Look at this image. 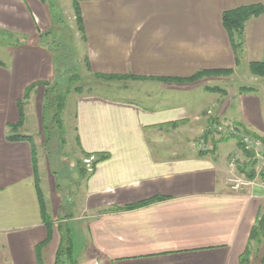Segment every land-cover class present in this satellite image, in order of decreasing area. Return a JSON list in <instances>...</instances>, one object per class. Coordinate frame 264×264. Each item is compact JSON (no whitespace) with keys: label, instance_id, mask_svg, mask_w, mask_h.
<instances>
[{"label":"crops","instance_id":"1","mask_svg":"<svg viewBox=\"0 0 264 264\" xmlns=\"http://www.w3.org/2000/svg\"><path fill=\"white\" fill-rule=\"evenodd\" d=\"M250 4L264 7V0L80 2L91 73L133 75L158 82L168 94L157 98L143 92L145 103L95 92L76 97L73 130L81 155H108L85 179L81 214H74V203L75 216L66 220L79 264H240L264 211V189L230 188L228 158L239 148L236 141L214 140L211 133L214 150L203 154L182 153L170 140L181 127L188 140L206 133L213 119L209 111L214 119L238 124L264 140V84L226 93L205 87L221 77L185 83L158 78H188L203 69L235 74L242 68L245 79L259 82L264 76L253 74L250 63H264V11L246 23L240 55L223 24L225 11ZM50 21L42 0H0V28L29 42L13 48L7 61L0 59L2 264H54L60 243L62 196L54 175L40 171L28 118L30 111L38 119L35 130L43 146L44 83L55 79L56 67L34 41ZM17 134L29 138L10 137ZM42 202L52 227L44 220ZM72 223H83L81 255L74 239L79 226ZM261 250L258 258L252 253V264H264V246Z\"/></svg>","mask_w":264,"mask_h":264},{"label":"rangeland","instance_id":"2","mask_svg":"<svg viewBox=\"0 0 264 264\" xmlns=\"http://www.w3.org/2000/svg\"><path fill=\"white\" fill-rule=\"evenodd\" d=\"M52 4L55 7L54 16L52 17L50 14V25L46 29L41 30L40 32L46 33L47 31H51L52 35H55L59 32L60 38L61 35L63 36L62 43L69 45L71 40V44L74 48V54H72V51L69 52V57L66 58V62L69 63V66H67V72L71 71L72 69L74 72L67 73L69 76L70 74H80L82 77V82H77L75 86H81L84 90L82 93H74L75 91H72L67 96L66 100V107L63 111L62 118L64 119V126L62 129H54L50 134V139H48L43 143V146L41 145V134H39L38 131L35 130V125H38V119L36 120L35 116L33 114H30L29 111V123H31V132L36 137L37 141V150L40 155V162L41 167L40 171L44 172L45 175L47 171H50L54 175V179L56 181V186L58 193L62 196V204H61V212L58 216L60 220H63L64 224L66 223V220L69 218L68 215H71L72 212V205L78 206L77 211L74 209V214L80 215L81 212H79L80 208V200L83 196V184L85 182L86 177H81L79 173V165L78 161L82 160V165L85 171L88 173L91 172L92 167L94 166V160L95 156L90 157H84V155H81V152L78 148L77 140L75 137V131L73 130L74 125V104L76 101V97H79L80 95H86L88 93H101L104 95H108L111 97H119L124 98L127 100H134L145 103L148 99H146V94H143V92L153 96V97H161L163 95H167L168 92L164 91L165 88H160V85L158 82H152V81H144L139 80L137 78H132L128 76H119L115 78H110L106 80H97L92 76L91 71L87 67V61H86V44L83 38V33L78 28L77 22H76V15L74 10V0H52ZM47 7H49L47 5ZM49 9V8H48ZM50 12V11H49ZM59 20V21H58ZM63 20L64 27L67 29H63L64 27H61V21ZM61 27V28H60ZM57 30L59 32H57ZM63 31V32H62ZM70 31V32H68ZM13 35H17L12 33L9 30L0 28V59L2 61H7L10 57L13 48H16L19 46L16 39H14ZM71 35V37L69 36ZM51 35H48L47 37H40L36 38L37 42L36 44L39 47L42 48H51V41H52ZM22 42L25 41V39L21 40ZM21 42V43H22ZM35 44V45H36ZM69 47L72 49L71 45ZM68 56V55H67ZM247 69L240 68L237 73L234 74V72L231 73H223V74H211V75H204L201 78L191 81V82H198L203 80H209V79H217L215 77H221L220 79L216 81H210L207 84H202V86L205 85V87L213 88L218 92V89L224 90L226 93L238 92V88L240 86H244L246 84H251L256 87H258V83L264 84V77H259V82L254 80H248L245 79L246 71ZM234 74V75H233ZM257 80V79H256ZM262 81V82H261ZM174 83H185L184 81H171ZM204 87V88H205ZM246 87V86H245ZM218 88V89H216ZM202 90V89H201ZM240 90V89H239ZM211 91V90H210ZM224 96L225 94H222ZM178 94L176 95L175 99ZM148 97V96H147ZM146 99V101H145ZM179 100V99H178ZM149 102V100L147 101ZM190 102L196 104L197 99L190 98ZM211 114V123L210 127L204 133L203 135L197 137V138H191L190 140L185 139L186 132L182 127L180 129H177L175 132L171 133V142L174 144H180L179 148H183L182 153H186L189 150L192 151H198L199 153L208 154L211 153L214 150V145L212 139L209 137V135L212 133L214 140H234L239 145L241 140L244 139L245 135H250V137H254L253 135L257 136L255 133L247 130L246 128L239 126L238 124L232 123V122H223L218 121L212 117L214 115V111L210 112ZM175 125H179V123H175ZM236 128V131H239V133L244 134L240 136H236V134H229V130L231 131L232 128ZM246 131V132H244ZM43 137L45 135V138H47V133L43 132ZM258 138L259 135L257 136ZM261 139V138H260ZM264 142V140L262 139ZM189 144V147L186 145ZM234 151L228 158V161L230 157L235 153ZM247 156H253L254 151L244 152ZM82 167V166H81ZM258 168V164L254 159H249L247 162L241 163V166L239 167V170H237L242 176L248 177V178H254L256 179V186L261 187V185L264 183V173H262L260 176L256 177V171ZM50 169V170H49ZM254 186V187H256ZM45 187V186H44ZM262 188V187H261ZM56 190V194H57ZM46 196L50 197V190L48 188H45ZM51 203V199H50ZM75 216V215H72ZM63 218V219H62ZM57 222V219H56ZM72 223V227H76L77 225L79 228L74 230V239H75V250L77 255H81L80 253L84 250H82V247L85 246L86 243V234L85 231L82 230L83 223ZM264 246V244H263ZM81 248V249H80ZM258 258V257H257ZM3 263V258L0 252V264ZM87 264H91L90 262Z\"/></svg>","mask_w":264,"mask_h":264},{"label":"trees","instance_id":"3","mask_svg":"<svg viewBox=\"0 0 264 264\" xmlns=\"http://www.w3.org/2000/svg\"><path fill=\"white\" fill-rule=\"evenodd\" d=\"M82 0H74V10H75V15H76V22L78 25V28L81 30L83 33V38L85 39L84 35V24H83V19L80 11V2ZM42 2L49 7V11L51 16H54V11L55 7L52 4V0H42ZM264 11V7L262 4H250V5H244L240 6L234 9L227 10L223 13V24L225 28L227 29L232 46L235 50V53L237 55H240L241 51L243 50V45H244V32H245V27L246 23L249 21L254 16L260 15ZM59 21V20H58ZM63 20L61 21V27H64ZM60 27V28H61ZM63 29H67L64 27ZM57 32H59L57 30ZM63 32V31H62ZM70 32V31H68ZM60 33H57L55 35H52L51 31H47L46 33L44 32H38V34L35 36L36 38L40 37H47L48 35L53 36L51 43V48H44L51 56L55 63L56 67V76L55 79L51 82H46L44 83L45 85V99H44V105H43V111H42V119H43V125H44V131L47 134L46 141L50 139V134L54 129H62L64 126V119L62 118L63 111L66 107V100L67 96L72 93V91H75L74 93H82L84 90L82 89L83 87L81 86H75L77 82H82V77L80 74H70L69 76L67 73L74 72L72 69L71 71H66L67 66H69V63L66 62V58L69 57V52L72 51V54H74V48L71 44V40L69 45H71L72 49L69 47V45H66L62 43L63 41V36L64 34L61 35L60 38ZM71 37V35H69ZM14 39L18 42L19 46L21 45H26L29 43L27 41L28 38L19 36V35H13ZM25 39L24 42L21 40ZM37 41V39H36ZM22 42V43H21ZM36 44L37 42L34 41ZM37 45V44H36ZM38 46V45H37ZM68 55V56H67ZM237 58H239L237 56ZM87 61V67L89 69V62L88 58L86 57ZM231 69H203L194 74L191 77L188 78H158L163 81H184V82H191L195 81L199 78H201L204 75H211V74H223V73H231ZM250 71L258 76H264V63H259V62H251L250 63ZM92 76L96 78L97 80H106L110 78H115L119 77L118 75H112V74H98V73H92ZM123 77V76H122ZM128 77H134L133 75H130ZM35 86L32 85L27 89V94L32 91V89ZM211 90H215L213 88H209ZM243 89V90H242ZM241 91H244V89L247 88H242ZM224 91V90H221ZM22 120L19 121V123L15 126L11 127V131L18 129L19 126L22 124ZM11 138H29V136H21L19 134L11 135ZM84 157H90L95 155V160H94V166L92 167V171L94 170L96 164L108 157L107 154H91L87 152H83ZM79 165V173L81 177H88L91 175V172L87 174L85 169L83 168L82 165V160L78 161ZM82 166V167H81ZM264 178V177H263ZM43 205V217L46 222V224L50 227L51 222L53 221L48 214L46 210L45 203L42 202ZM69 218L72 217V215H68ZM63 219V218H62ZM63 220L58 221L57 229L60 233V243L58 246V249L56 251V256L54 260V264H79L77 259L75 258L74 255V245H73V236L70 228L67 225V222L64 224ZM52 227V226H51ZM50 241V240H49ZM49 241L41 244L39 246V249L43 248L46 246ZM264 244V211L259 215L257 218V221L255 225L253 226L251 235H250V240H249V246L245 250V252L241 255L240 258V264H252V253L254 250L256 251V257L259 256V253L262 251V247Z\"/></svg>","mask_w":264,"mask_h":264},{"label":"built area","instance_id":"4","mask_svg":"<svg viewBox=\"0 0 264 264\" xmlns=\"http://www.w3.org/2000/svg\"><path fill=\"white\" fill-rule=\"evenodd\" d=\"M236 128H232L231 131L229 130V134H236V136L244 135L239 133V131L235 130ZM246 132V131H244ZM254 137H250V135H245L244 139L241 140L240 149L237 150L229 159L228 166L231 169V176L228 178V184L230 188L234 191H239L246 187H254L256 186V179L248 178L242 176L237 170L241 166V163L247 162L249 159H254L258 164V168L256 171V177L260 176L264 173V142L262 139L258 138L257 136L253 135ZM249 151L253 153V156H247L244 152ZM264 189V183L261 185Z\"/></svg>","mask_w":264,"mask_h":264}]
</instances>
